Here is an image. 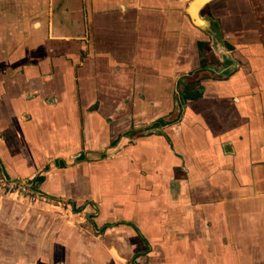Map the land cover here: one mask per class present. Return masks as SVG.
<instances>
[{"label": "crops", "instance_id": "0c3cea01", "mask_svg": "<svg viewBox=\"0 0 264 264\" xmlns=\"http://www.w3.org/2000/svg\"><path fill=\"white\" fill-rule=\"evenodd\" d=\"M197 1L0 0V172L69 201L0 193V264H264V0Z\"/></svg>", "mask_w": 264, "mask_h": 264}, {"label": "rangeland", "instance_id": "374dc122", "mask_svg": "<svg viewBox=\"0 0 264 264\" xmlns=\"http://www.w3.org/2000/svg\"><path fill=\"white\" fill-rule=\"evenodd\" d=\"M211 63H213V61H211ZM174 117L175 116L174 115H171V114H170V116L167 115L166 116V118H167L166 120L167 121H170V120L174 119ZM132 125L134 126L133 123H132ZM141 131L142 132H145V131H148V130L146 128H144V127L142 129H139V128L133 129L132 128V130L129 131V132H127V134H128V137H130V139L133 141V140H135L134 137H137L139 135L138 133H142ZM120 137H122V136H120ZM117 139H118V137H117ZM120 140H121V138H119V141ZM119 141L117 143H119ZM121 152H122L121 150H119V151L116 150V152H112V153H109L108 151L102 152V153L99 154L100 157H99V160L98 161H101L102 159H103V161L104 160L113 161L114 158L116 157V155H118ZM84 158L85 157L82 155L81 160L84 159ZM116 166H119V165L117 164ZM136 168H138V167H136ZM126 175H128V174H126ZM130 175H136V174L135 173H130ZM33 180H35V179H33ZM16 182H18L17 179H9L8 180V179H6V177H4V175L2 174V172H0V193L2 194L3 197H5L7 199H10V200H12V201H14L16 203H18V202H26L27 204L32 205V206H35V205H38V204H41L42 203V205L43 204H46L48 206H56V207L60 208L61 210H66V209L69 208V205H68L69 201L67 199L66 200L65 199H57V200L56 199H53L52 197L48 196L46 193H42L41 192V190L39 189L40 188V185L37 188L39 192L38 191H36V192L38 194H40V193L43 194L44 195V198H41V197L40 198H36L34 196H31V198H27L25 196H22L21 194L13 193V192L9 191L6 185L7 184H12V183L15 184ZM108 183H110V182H108ZM116 187H117V184H115L114 182H112L111 183V186H109L110 191H109L108 188H107L108 190H105V191H103L104 189L102 190L103 193L106 192V194H103V195L106 198H107V196H110L111 198L115 196L118 199L117 196H119V194L113 192L114 189L116 190ZM107 199L110 200V198H107ZM63 203H66L67 206H63L62 205ZM80 203H82V202H80ZM82 208H83V210L80 211L79 213L81 215L80 216V219L84 220V222L85 221H90V218L86 217L87 215L90 216L91 214H94L93 216L96 217V215H95L96 214V210H95V208L92 205L84 204V205H82ZM67 221L68 222H73L75 220L72 221V220H70V218H68Z\"/></svg>", "mask_w": 264, "mask_h": 264}, {"label": "flooded vegetation", "instance_id": "af4514ba", "mask_svg": "<svg viewBox=\"0 0 264 264\" xmlns=\"http://www.w3.org/2000/svg\"><path fill=\"white\" fill-rule=\"evenodd\" d=\"M181 90V89H180ZM180 97V100L178 99L175 103V112L171 115H174V119L167 121V118H161L156 123L153 124L152 127H150L151 130L159 129V128H165L174 124H177L181 121L184 111V107L186 105L187 100H192L197 97L195 96L192 91H180V94L178 95ZM198 98V97H197ZM169 119V118H168Z\"/></svg>", "mask_w": 264, "mask_h": 264}, {"label": "built area", "instance_id": "2783aa9c", "mask_svg": "<svg viewBox=\"0 0 264 264\" xmlns=\"http://www.w3.org/2000/svg\"><path fill=\"white\" fill-rule=\"evenodd\" d=\"M6 186H7L9 191H11L13 193L21 194L22 196H25L27 198H31V196H34L36 198H40V197L44 198L43 194L40 193L41 194L40 195L36 192V191H38V189H37L38 185H37V182L33 179L21 180V181L16 182L15 184H13V183L7 184ZM62 205L67 206L66 203H63Z\"/></svg>", "mask_w": 264, "mask_h": 264}, {"label": "water", "instance_id": "95a60500", "mask_svg": "<svg viewBox=\"0 0 264 264\" xmlns=\"http://www.w3.org/2000/svg\"><path fill=\"white\" fill-rule=\"evenodd\" d=\"M210 0H198L196 2V8H198L199 6H202L204 4H206V2H209Z\"/></svg>", "mask_w": 264, "mask_h": 264}, {"label": "trees", "instance_id": "16d2710c", "mask_svg": "<svg viewBox=\"0 0 264 264\" xmlns=\"http://www.w3.org/2000/svg\"><path fill=\"white\" fill-rule=\"evenodd\" d=\"M42 180H43V178L41 177V178H39V179H37L35 181L39 183L40 181L42 182Z\"/></svg>", "mask_w": 264, "mask_h": 264}]
</instances>
